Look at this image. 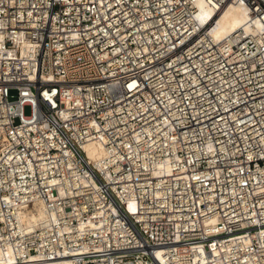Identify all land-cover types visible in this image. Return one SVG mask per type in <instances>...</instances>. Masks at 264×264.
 <instances>
[{"label":"built area","instance_id":"built-area-1","mask_svg":"<svg viewBox=\"0 0 264 264\" xmlns=\"http://www.w3.org/2000/svg\"><path fill=\"white\" fill-rule=\"evenodd\" d=\"M230 4L249 20L217 37ZM38 202L45 216L28 222ZM9 253L264 264V0H0Z\"/></svg>","mask_w":264,"mask_h":264},{"label":"bare ground","instance_id":"bare-ground-1","mask_svg":"<svg viewBox=\"0 0 264 264\" xmlns=\"http://www.w3.org/2000/svg\"><path fill=\"white\" fill-rule=\"evenodd\" d=\"M204 11V19H206V17H212V10L205 8ZM214 19L217 25L215 35L217 37H223L244 25L249 20V12L241 5L230 4L226 6L218 16H215ZM85 149L95 163L97 165L100 164V160L105 155L104 148L98 144L88 143L85 145ZM44 216V205L38 202L31 208V213L25 215V219L28 222L34 223L39 219L44 218ZM14 261L15 259L10 253L7 257L0 254V264H14Z\"/></svg>","mask_w":264,"mask_h":264},{"label":"rangeland","instance_id":"rangeland-1","mask_svg":"<svg viewBox=\"0 0 264 264\" xmlns=\"http://www.w3.org/2000/svg\"><path fill=\"white\" fill-rule=\"evenodd\" d=\"M25 112H26V114H30V113H31V108H30L29 105L26 106V108H25Z\"/></svg>","mask_w":264,"mask_h":264}]
</instances>
